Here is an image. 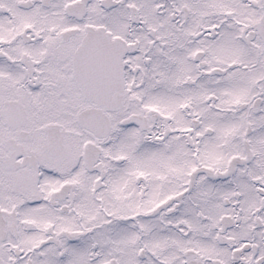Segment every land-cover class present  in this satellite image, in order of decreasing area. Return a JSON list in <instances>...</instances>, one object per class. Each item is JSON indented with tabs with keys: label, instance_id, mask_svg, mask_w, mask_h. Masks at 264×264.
Returning <instances> with one entry per match:
<instances>
[{
	"label": "snow or ice",
	"instance_id": "obj_1",
	"mask_svg": "<svg viewBox=\"0 0 264 264\" xmlns=\"http://www.w3.org/2000/svg\"><path fill=\"white\" fill-rule=\"evenodd\" d=\"M0 264H264V0H0Z\"/></svg>",
	"mask_w": 264,
	"mask_h": 264
}]
</instances>
